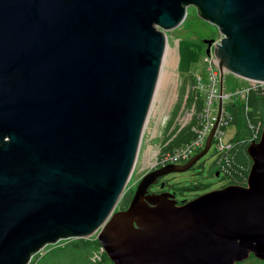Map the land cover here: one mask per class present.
<instances>
[{
  "label": "water",
  "instance_id": "95a60500",
  "mask_svg": "<svg viewBox=\"0 0 264 264\" xmlns=\"http://www.w3.org/2000/svg\"><path fill=\"white\" fill-rule=\"evenodd\" d=\"M189 5L220 31V70L264 82V0H0V264L93 234L113 264L264 260V124L245 185L149 190L212 130L115 210Z\"/></svg>",
  "mask_w": 264,
  "mask_h": 264
},
{
  "label": "rangeland",
  "instance_id": "374dc122",
  "mask_svg": "<svg viewBox=\"0 0 264 264\" xmlns=\"http://www.w3.org/2000/svg\"><path fill=\"white\" fill-rule=\"evenodd\" d=\"M164 32L169 41L166 62L154 95L152 107L142 131L135 164L120 200L124 196L132 195L141 178L148 171L156 168V155L164 142L163 138L165 137L166 122L169 119L170 110L176 103L177 98H179L181 80L192 73L201 75L203 82L207 81L209 77L207 57L212 55L215 43L219 42L221 38L218 27L202 18L194 5L187 6L186 15L176 28L164 30ZM208 39L211 40L210 44L206 42ZM207 48L209 50L208 53H206ZM224 77L226 90L229 89V86L233 87L243 82L240 76L228 71ZM235 131L236 129L233 125H228L222 136V142H227L230 137L234 136ZM215 148L216 143L213 142L207 152L188 170L170 172L164 175L160 180L166 182L164 189L172 192L176 191V199L181 201L183 199H192L196 195L226 185L227 179L222 173L218 176L212 173L213 163L216 159ZM191 184H197L199 188L184 190L183 193L178 190ZM152 187L151 190L157 189L156 185ZM120 200L115 210L120 208ZM87 238H96V234ZM66 240L69 239H60L56 243L46 244L38 253H45L52 246L61 245ZM259 260L252 256L242 262H244L243 264H258Z\"/></svg>",
  "mask_w": 264,
  "mask_h": 264
},
{
  "label": "trees",
  "instance_id": "16d2710c",
  "mask_svg": "<svg viewBox=\"0 0 264 264\" xmlns=\"http://www.w3.org/2000/svg\"><path fill=\"white\" fill-rule=\"evenodd\" d=\"M195 83L196 79L192 73L181 80L179 98L170 110L169 119L166 122L165 137L163 138L164 142L156 155L158 162L156 168L164 166L162 163L160 164V160L164 155L172 153L181 146L190 144L195 139L198 128L201 127L203 98L196 89ZM192 106L194 109L191 119L184 126L174 125L171 129L180 110H186ZM229 108L232 111L230 123L236 131L234 136L228 139L227 147L223 149L215 148L216 159L213 163L212 173L214 175H216V172L222 173L227 179V184L245 185L252 162L247 147L253 140L259 139L264 124V85L251 88L246 93L245 98L237 100ZM162 177L154 184L157 189L151 190L154 186L152 185L150 191L156 193L168 192L173 194L176 199V191L172 192L164 189L166 182L160 181ZM197 188H199V185L191 184L178 190L183 193L184 190ZM130 198L131 195H127L120 200V209L127 207ZM183 200L177 201L182 202ZM64 242L61 245L52 246L45 253H35L29 264H113L104 250L99 251L101 245L96 238H74ZM94 252H100L99 258H93ZM258 264H264V260H259Z\"/></svg>",
  "mask_w": 264,
  "mask_h": 264
},
{
  "label": "built area",
  "instance_id": "2783aa9c",
  "mask_svg": "<svg viewBox=\"0 0 264 264\" xmlns=\"http://www.w3.org/2000/svg\"><path fill=\"white\" fill-rule=\"evenodd\" d=\"M207 61V71L209 72L207 81L203 82L201 75L194 74L196 79L195 87L203 98L201 127L197 130V138L190 144L181 146L172 153L164 155L160 160V164L162 163L164 166L166 164H181L186 162L196 149L203 146L205 138L213 126L216 127L214 137L220 139V129L228 122L232 115V111L229 108L230 105H234L236 100L245 98L246 93L251 88L257 85H264V82L240 77L243 82L233 87L229 86V89L226 90L224 76L227 70L224 68L220 70L213 52L212 55L207 57ZM192 113L193 107L186 110L181 109L171 129L174 125H178L179 127L184 126L191 119ZM227 146L228 143H223L222 141L216 144L217 149H223ZM157 164L156 160V166ZM101 250H104L102 246L99 251ZM99 253H96L93 258H99Z\"/></svg>",
  "mask_w": 264,
  "mask_h": 264
},
{
  "label": "bare ground",
  "instance_id": "6f19581e",
  "mask_svg": "<svg viewBox=\"0 0 264 264\" xmlns=\"http://www.w3.org/2000/svg\"><path fill=\"white\" fill-rule=\"evenodd\" d=\"M233 74V73H232ZM237 101V100H236ZM235 101V102H236ZM193 107V106H192ZM194 109V108H193ZM232 120V115H231V118L228 120V122L225 124V125H223L222 127H221V129H220V131H221V134H220V139L218 138H215L214 137V132H215V129H216V127L215 126H213L212 128H211V130L208 132V134H207V136H206V138H205V141H204V144H203V146L202 147H200V148H198V149H196L193 153H192V155L188 158L189 160L194 156V154L196 155V154H198L199 152H201L203 149H204V147H205V144H206V140H207V138H208V136H209V134H210V132L213 130V133H212V136H211V139H210V141H211V143H210V145L213 143V142H215L216 144L218 143V142H221L222 141V136H223V134H224V132H225V128L228 126V125H231V123H230V121ZM197 138V135H196V137H195V139ZM194 139V140H195ZM193 140V141H194ZM199 151V152H198ZM198 152V153H197ZM188 160V161H189ZM179 203H181V202H179ZM97 252H94L93 253V255L92 256H94L95 254H96ZM251 255V254H250ZM249 255V256H250ZM253 255V254H252ZM249 258V257H248ZM247 258V259H248ZM257 258V257H256ZM247 259H245V260H247Z\"/></svg>",
  "mask_w": 264,
  "mask_h": 264
},
{
  "label": "flooded vegetation",
  "instance_id": "af4514ba",
  "mask_svg": "<svg viewBox=\"0 0 264 264\" xmlns=\"http://www.w3.org/2000/svg\"><path fill=\"white\" fill-rule=\"evenodd\" d=\"M149 190H150V189H149ZM252 256H253V257H255V256H254V255H252V254H251L249 257H252Z\"/></svg>",
  "mask_w": 264,
  "mask_h": 264
}]
</instances>
